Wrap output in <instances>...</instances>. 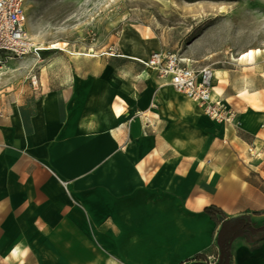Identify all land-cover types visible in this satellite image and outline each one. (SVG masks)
I'll use <instances>...</instances> for the list:
<instances>
[{
	"label": "crops",
	"instance_id": "obj_1",
	"mask_svg": "<svg viewBox=\"0 0 264 264\" xmlns=\"http://www.w3.org/2000/svg\"><path fill=\"white\" fill-rule=\"evenodd\" d=\"M111 49L43 53L34 86L2 83L0 264H189L218 252L204 208L264 224V159L247 153L264 138V55L212 68L214 100L235 111L218 124ZM232 254L264 264V240Z\"/></svg>",
	"mask_w": 264,
	"mask_h": 264
},
{
	"label": "rangeland",
	"instance_id": "obj_2",
	"mask_svg": "<svg viewBox=\"0 0 264 264\" xmlns=\"http://www.w3.org/2000/svg\"><path fill=\"white\" fill-rule=\"evenodd\" d=\"M25 10L29 38L51 55L61 50L99 56L120 45L133 52L135 44L142 54L164 50L192 67L210 69L248 49L264 55V0H26ZM52 44L61 49L49 48ZM137 63L149 71L158 92L184 97ZM40 64L32 56L2 60L0 89L4 81L32 86L29 74Z\"/></svg>",
	"mask_w": 264,
	"mask_h": 264
},
{
	"label": "built area",
	"instance_id": "obj_3",
	"mask_svg": "<svg viewBox=\"0 0 264 264\" xmlns=\"http://www.w3.org/2000/svg\"><path fill=\"white\" fill-rule=\"evenodd\" d=\"M26 0H0V63L2 60L23 59L32 56L41 60L43 49L35 45L26 30ZM108 56L113 55L110 48ZM150 68L165 85L173 91L194 102L203 115L218 124H230L235 119V111L225 107L221 101L211 98L212 69L209 67H192L186 59L176 53L164 50L153 51L146 61H139ZM31 84H36V77L32 75ZM264 129V123L261 125ZM250 158L264 159V138L260 145L254 142L247 147ZM214 258L208 257L209 264Z\"/></svg>",
	"mask_w": 264,
	"mask_h": 264
},
{
	"label": "trees",
	"instance_id": "obj_4",
	"mask_svg": "<svg viewBox=\"0 0 264 264\" xmlns=\"http://www.w3.org/2000/svg\"><path fill=\"white\" fill-rule=\"evenodd\" d=\"M204 213L219 224L215 238L218 252L213 264H233L232 243L238 238L248 244L264 240V224L252 222L247 215L227 219L215 206L204 208ZM189 262V264H209L207 254H198Z\"/></svg>",
	"mask_w": 264,
	"mask_h": 264
},
{
	"label": "bare ground",
	"instance_id": "obj_5",
	"mask_svg": "<svg viewBox=\"0 0 264 264\" xmlns=\"http://www.w3.org/2000/svg\"><path fill=\"white\" fill-rule=\"evenodd\" d=\"M122 37H123V40H126V41L129 40L127 38V33H125ZM134 43H135V41L131 42L132 45ZM56 45L57 44H52V45L49 46V48L61 49L60 47H58ZM133 46H134V49H133V52L131 53L132 56L135 59H137V60L146 61L148 55L147 54H142V52H140V50L135 46V44ZM73 53L79 54L77 52H73ZM260 53H261V50H259V49H248V50H246L245 52H242L239 55H241V59H244L246 62L252 63L255 60L256 56H258ZM84 55L91 56L88 53H84ZM220 93H221V90L217 86H213V93L211 95V98L215 99V97L218 96ZM242 96L247 97V100H248V102L251 105H256L257 98H256L255 94H249L247 91H245L242 94Z\"/></svg>",
	"mask_w": 264,
	"mask_h": 264
}]
</instances>
